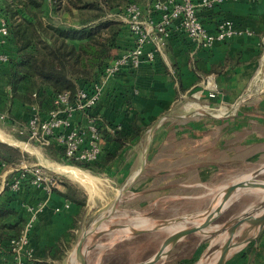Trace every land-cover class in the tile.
I'll return each mask as SVG.
<instances>
[{"label": "crops", "instance_id": "crops-1", "mask_svg": "<svg viewBox=\"0 0 264 264\" xmlns=\"http://www.w3.org/2000/svg\"><path fill=\"white\" fill-rule=\"evenodd\" d=\"M202 18L208 32L214 37L210 47H198L183 32L174 29L164 52L155 60L144 63L134 73L126 71L122 73L113 81L110 96L99 106V112L103 116V123L107 129L114 125H122L125 130L129 129L134 119L138 120L141 126H147L156 119H158L156 122L164 119L162 122L164 125L160 131L158 129L160 125L155 127V141L150 142L148 146L153 154L161 151L162 155L155 159V163L149 164L154 167L153 174L147 175L148 178L144 177L148 181L152 179L151 181L167 184L162 188L166 190L184 186L183 181L193 168H199L201 174L199 179L208 180L209 173L218 170V166L222 165L216 155L218 152L225 151L227 159L224 162L232 163L235 152L256 146L259 150V145L264 143V90L256 94L254 92L259 89H255L248 96L254 95L256 98L254 107L240 103L247 100L248 97L244 99L242 97L251 84H255L257 76L264 74V0L227 1L218 7L203 11ZM223 20L231 21L236 31L241 29L249 31L237 32L232 37L224 39L217 38L219 23ZM226 57H230L233 61L237 60L238 66L220 75L211 72L212 66L223 63ZM210 76L213 77L218 91V96L212 101L209 100L210 106L222 104L235 106L240 103L239 105L243 108L238 107L225 120H219L206 112L204 113L205 121L193 122V126L191 122L190 127L168 125L167 123L172 120L179 119L180 122L187 117L177 111L183 107L182 99L186 94L200 89ZM127 86L133 87L129 103L118 95ZM113 98L117 100L115 104L111 103ZM220 126H223V129L219 134ZM150 128L147 131L150 132ZM158 132L161 135L160 142L157 141ZM141 140L136 145H139ZM116 145L118 144L114 141L111 142V150ZM132 147L130 146L129 150ZM37 162L40 163L39 158ZM129 170L132 171L131 168ZM136 173L134 172L132 180L137 178ZM3 175L5 178L1 180L0 193L5 188L6 173L0 177ZM58 190L64 191L62 188ZM66 201L69 200L54 194L50 202L51 205L62 206ZM24 204L26 203L20 204V207L24 208ZM46 208L49 210L51 207L48 204ZM69 208L70 213L66 212L62 217L40 218L37 227L38 238L34 240L38 246L36 248L38 261L42 263L52 261L51 256L58 247L59 240L65 237L69 241V238L77 231V228L71 225V221L77 218V207L70 204ZM263 223L264 220L256 229ZM186 240L185 237L180 241L165 261L159 260L155 264H194V259L198 257L196 255L198 253L202 255V247L198 244L194 251L187 253L184 249L182 252L181 245ZM251 242L257 250V264H264V230ZM248 246L246 245L239 254L227 257L225 264H250L251 248ZM54 263L56 264V260Z\"/></svg>", "mask_w": 264, "mask_h": 264}, {"label": "rangeland", "instance_id": "rangeland-1", "mask_svg": "<svg viewBox=\"0 0 264 264\" xmlns=\"http://www.w3.org/2000/svg\"><path fill=\"white\" fill-rule=\"evenodd\" d=\"M53 19L55 22L64 25H69L70 22L69 18L57 15H53ZM7 90L6 79L3 71H0V92L2 95H5ZM263 90L264 86L254 93L258 94ZM199 91L200 89H196L186 94L182 99L183 107L177 109L178 113L187 115L186 118H183L180 122L179 119L172 120L171 122L166 120L168 123L165 122L168 125L176 124L190 127L191 125L193 126V122L205 121L204 113L206 112L213 114L219 120H225L238 107L243 108V106L239 105L240 103L242 105L246 103L248 107H254L257 101L254 95H251L245 102L241 101L235 104V106L222 104L214 107L211 105V107L206 94L203 93L200 96ZM11 106L13 116H19L21 112L20 105L15 101V103H11ZM163 121L164 119H159L157 122V126L160 125L159 131L164 125L162 124ZM11 124L10 121L0 117V133L6 137H0V141L19 147L27 154L26 158L23 159L24 164L44 166L49 174L53 173L59 176L64 183L76 187L86 196V208L83 217L80 220L77 218L71 221V225H75V223L78 225L77 231L74 233L75 238H69L67 243L68 245L70 243V245L66 250V255L62 259L56 260V264H80L75 250L81 237L87 232L97 234L106 230L111 224H124L131 229L128 233H122L120 229L110 230L100 238H95V240L94 234H89L85 248L92 244H95V246L86 252L88 256L87 264L145 263V261L155 254L169 234L182 227L201 223L204 218L199 221L197 217L201 213L204 214L205 209L209 205L211 206V210L213 208L216 209V203H210L223 187L245 179L259 182L264 181V143H261L259 150H257L256 146L242 150L241 152H235L232 163L228 161L224 162L227 159L225 151L218 152L216 155L222 165L218 166V170L209 173L208 180L206 181L199 179L201 176L199 168H193L189 171V176L184 179V186L180 185L178 189H162L167 184L151 181L152 179L148 181L144 177L153 174L154 167L149 164L155 163V159L162 155L161 151L153 154V151L148 149L149 143L155 141L154 130L152 135H150L149 131H146L141 138V143L133 145L127 151L125 157H123L121 166L117 167V169L114 168V171L111 173L97 175L89 170L73 166L88 172L96 179L95 185L91 186L86 182L73 179L63 171L56 170L54 165H70L48 155L46 148L21 139L15 127ZM222 129L223 126H220L219 134ZM160 140L161 135L158 132L157 141L160 142ZM230 150L232 151V148ZM38 158L40 159V163L37 162ZM138 171H140V175L135 180H132L134 172ZM3 178H5V175L0 177V185ZM190 184L193 186H189ZM4 185L7 186L5 183ZM60 188L65 189L63 184H61ZM23 190L27 191V188H23ZM30 191H27L31 197L28 200V204L34 206L36 205L35 200L37 196L34 192ZM227 205L218 220L208 231L186 236V242L181 245L182 252L185 249L187 253H190L194 251L198 244H201L202 247V255H199V253L196 255L198 257L194 259V264H199L200 262L219 264L221 251L228 243L230 234H232V240L227 257L239 254L246 245H249L248 247L251 248L249 263L257 264V250H255V245L251 241L264 230V223L261 227L255 229L252 227L253 221L249 220V217H258L259 214L264 213V189L248 193L239 198L235 203ZM114 207L115 210L111 215L95 227L96 221L106 216ZM77 209L76 211H78ZM239 218L246 219L238 223L236 220ZM173 221H179L180 223L171 224L164 228L165 224ZM142 228L153 230L140 235H133L131 233L133 229ZM248 242H251V244H248ZM168 256H164L160 261H165Z\"/></svg>", "mask_w": 264, "mask_h": 264}, {"label": "trees", "instance_id": "trees-1", "mask_svg": "<svg viewBox=\"0 0 264 264\" xmlns=\"http://www.w3.org/2000/svg\"><path fill=\"white\" fill-rule=\"evenodd\" d=\"M143 1L0 0V7L10 30L8 43L4 48L9 54V60L0 62V71H3L8 87L5 95L0 92V114H8L4 119L15 126L30 117L32 106L36 105L47 111L56 95L68 92L72 100L79 89L88 88L104 71L114 49L122 51L133 44L125 24L116 19L115 14L121 13L133 2ZM53 15L69 18V25L55 22ZM238 64L237 60L226 57L223 63L213 65L211 72L220 75ZM130 72L134 73L135 69L127 71ZM132 92L133 87L127 86L118 95L129 103ZM216 97L207 98L212 101ZM15 101L21 107L19 116H13L11 111V103ZM115 101L117 100L113 98L111 103ZM97 111L99 112V107ZM157 120L147 126H141L138 120L134 119L131 127L126 130L122 125L121 129L114 125V132H110L102 123L101 129L107 144L101 158L92 163L68 160L63 151L55 146L47 147L46 152L60 162L78 166L97 175L111 173L122 164L130 146L138 144ZM19 137L25 139L22 135ZM113 141L118 145L111 150L110 144ZM26 156L19 147L0 141V175L7 173L10 167L19 165ZM23 173L25 176L21 178L22 189L12 190L10 184ZM30 179L31 174L22 169H15L6 174L7 186L0 193V264H13L11 241L21 237L30 217L25 208L20 207V204L28 203L31 198L27 191L31 190L36 194V203L46 196L40 195V189L31 185ZM62 184L64 191L54 190L48 202L51 208H45L40 218L62 217L66 212L70 213V208L59 213L54 212L55 206H58L51 205L54 194L69 200L71 205L78 208L76 215L79 220L83 217L86 196L76 187L64 182ZM23 188H27V191ZM39 222L30 231L35 249L34 264H55V260H60L66 255L70 243L68 245L65 237L61 238L51 256L52 261H38V246L35 241L38 238ZM74 226L78 228L76 223ZM74 238L75 234L72 235V239Z\"/></svg>", "mask_w": 264, "mask_h": 264}, {"label": "built area", "instance_id": "built-area-1", "mask_svg": "<svg viewBox=\"0 0 264 264\" xmlns=\"http://www.w3.org/2000/svg\"><path fill=\"white\" fill-rule=\"evenodd\" d=\"M231 0H144L141 3L129 4L115 18L123 22L133 40L130 48L122 51L114 49L104 71L88 88H81L74 99L68 92L56 95L52 106L47 111L34 105L31 115L25 122L16 124L15 130L25 137L24 141L47 148L55 146L65 154L68 160L82 163H92L103 155L107 140L103 136V116L97 111L101 103L110 96L113 81L128 70L138 69L144 63L151 62L164 52L168 39L174 29L183 32L198 47L207 48L212 45L214 37L208 32L202 18V12L218 7ZM237 1V0H233ZM251 1V0H250ZM247 32V29L236 31L233 23L223 20L219 23L217 38L232 37L237 32ZM10 30L8 21L0 7V62H7L9 54L4 50L8 43ZM205 93L208 98L217 96V88L212 76L208 77L199 95ZM7 112L0 117H7ZM121 129V125H117ZM114 132V128H108ZM20 163L10 167L8 172L22 169L31 174L30 184L40 189V195H46L43 200L32 206L24 204L30 217L20 238L11 241L13 264H34L33 238L31 229L39 222L51 195L55 189H60L62 179L46 171L42 165H27ZM15 178L10 184L14 191L22 189L21 178ZM7 184V181L5 182ZM70 202L63 206H55L54 212L69 209Z\"/></svg>", "mask_w": 264, "mask_h": 264}, {"label": "water", "instance_id": "water-1", "mask_svg": "<svg viewBox=\"0 0 264 264\" xmlns=\"http://www.w3.org/2000/svg\"><path fill=\"white\" fill-rule=\"evenodd\" d=\"M264 71V69H263ZM262 73V72H261ZM255 90V84H251V86L249 87L247 93L242 97V99L248 97L250 94H252ZM208 113V112H207ZM210 115H213L211 113H209ZM157 126V122L155 124L152 125V127L150 128V134L152 135L155 127ZM140 173V171H138L135 174V177H137V175ZM259 189H264V181L261 182L259 185L257 186H252L250 188H247V183L246 181L242 182L239 181L237 183L234 184H230L227 185L225 187H223L211 200L210 204L216 203V212L214 214V216L210 217V212H211V206L209 205L206 209H205V213H204V219L201 223H197V224H193V225H189V226H185L182 227L174 232H172L171 234H169L164 241L162 242V244L160 245V247L158 248V250L155 252V254L147 261H145V263L142 264H155L157 263L159 260H161L164 256H168L173 249L177 246V244L182 241L186 236L197 233V232H205L208 231V229H210L215 222L218 220L219 216L221 215V213L223 212V210L226 209V207L228 206L227 204H233L235 203L237 200H239V198H241L242 196L248 194V193H252L255 192L256 190ZM115 210V207L104 217L100 218L99 220L96 221L95 223V227H97L100 222H102L103 220L107 219L111 213ZM264 217V216H262ZM246 218H239L236 221L242 222L244 221ZM258 217H249V220L253 221V220H257ZM162 225V224H160ZM126 225L124 224H111L109 225V227L106 230H103L99 233L96 234V238H100L101 236H103L104 234L107 233V231L113 230L115 228H123ZM153 229H133L131 231V233L133 235H140V234H145L148 232H151ZM90 232L85 233L81 239L79 240V242L77 243L76 246V256L77 259L79 261L80 264H87V260L85 258V254L87 251H90L95 244L90 245L89 247L85 248V244L86 241L88 239V235ZM231 240H232V234H230L229 237V241L228 243L225 245V247L222 249L220 257H219V264H225L226 259H227V255L231 246ZM169 245L166 249L165 246Z\"/></svg>", "mask_w": 264, "mask_h": 264}, {"label": "bare ground", "instance_id": "bare-ground-1", "mask_svg": "<svg viewBox=\"0 0 264 264\" xmlns=\"http://www.w3.org/2000/svg\"><path fill=\"white\" fill-rule=\"evenodd\" d=\"M263 64H264V57H263ZM262 64V65H263ZM262 72V70H261ZM264 73V72H263ZM264 86V74L263 75H258L257 78H256V81H255V87L256 89H261L262 87ZM0 137L1 138H6L4 134L0 133ZM54 168L58 171H63L65 173H67L68 175H70L73 179L75 180H84L85 182L89 183L91 186H94L95 183H96V179L90 175L88 172H85L77 167H73V166H65V165H54ZM246 181L247 183V188H250L252 186H257L259 185L261 182L259 181H254V180H250V179H245V180H242V182ZM216 212V209L213 208L210 212V217L214 216ZM264 213H261L258 215V219L257 220H253L254 223H252V227H254L255 229L258 227L259 223L262 221V219L264 220ZM204 218V214L201 213L200 215H198L197 219L200 221ZM177 223H180L179 221H173V222H169L167 224L164 225V228L167 227V226H170L171 224H177ZM105 228V226H103ZM248 227V226H247ZM115 229H120V232H125V233H128L130 231V227H123V228H115ZM114 230V229H113ZM89 234H94V240L96 238V233L94 232H90ZM89 236V235H88ZM168 246V245H166ZM165 246V249L167 248ZM85 258L86 260H88V256L87 254H85ZM202 264H205V263H202Z\"/></svg>", "mask_w": 264, "mask_h": 264}]
</instances>
